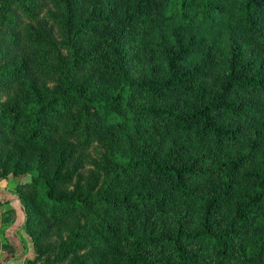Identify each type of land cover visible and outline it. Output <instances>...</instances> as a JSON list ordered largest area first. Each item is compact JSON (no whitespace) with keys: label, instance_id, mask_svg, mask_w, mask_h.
<instances>
[{"label":"trees","instance_id":"obj_1","mask_svg":"<svg viewBox=\"0 0 264 264\" xmlns=\"http://www.w3.org/2000/svg\"><path fill=\"white\" fill-rule=\"evenodd\" d=\"M1 172L43 264H264V0H0Z\"/></svg>","mask_w":264,"mask_h":264},{"label":"crops","instance_id":"obj_2","mask_svg":"<svg viewBox=\"0 0 264 264\" xmlns=\"http://www.w3.org/2000/svg\"><path fill=\"white\" fill-rule=\"evenodd\" d=\"M10 188L0 186V264H11L27 255L28 244L23 234V214L15 201H11Z\"/></svg>","mask_w":264,"mask_h":264},{"label":"rangeland","instance_id":"obj_3","mask_svg":"<svg viewBox=\"0 0 264 264\" xmlns=\"http://www.w3.org/2000/svg\"><path fill=\"white\" fill-rule=\"evenodd\" d=\"M3 99L7 98V96H2ZM91 156L94 155V152H92L90 154ZM87 161H84L82 164V167L80 169V174H81V179L84 181L85 184H90L91 182L95 181V173L92 171L94 170L93 165L91 164H87ZM2 176H0V186L4 188H12L14 186V181H13V177H11L10 175H5L3 174V172H1ZM76 176H78V174H76ZM68 225V227H72L74 226L72 222H68L66 223ZM55 228V232L59 229L60 231H62L63 233L66 231V225L65 222L60 224L58 227H52L51 229ZM25 239H26V244H28V252L27 255H25L22 258L16 259L15 262L13 261V263L11 262V264H43L42 260H38L35 258L36 252L34 250V246H33V242H32V237L27 234L24 230L23 232ZM50 236V238H52V241H58L59 242V237H55L54 233L52 235L48 234ZM54 248H50L48 250L45 251V256H52L54 253L57 252V244L55 243V246H53Z\"/></svg>","mask_w":264,"mask_h":264}]
</instances>
